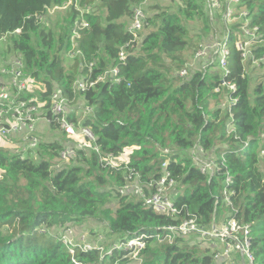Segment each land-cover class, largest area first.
Wrapping results in <instances>:
<instances>
[{"label":"trees","instance_id":"obj_1","mask_svg":"<svg viewBox=\"0 0 264 264\" xmlns=\"http://www.w3.org/2000/svg\"><path fill=\"white\" fill-rule=\"evenodd\" d=\"M96 1L81 0V4ZM141 1L100 0L101 6L107 9L106 21L95 13L86 14L90 26L81 32L83 57L71 72L66 71L60 57L51 56L49 50L54 46L51 33L41 32L49 50H38L32 44L31 35L39 28L36 16L44 14L50 6L62 5L65 0H0V33L22 28L19 35L11 37L13 48L25 56L36 77L44 75L48 78L45 79L48 88L45 95L50 94L56 84L73 99L77 75L86 76L88 72L82 66L83 61L96 62L93 80L111 65H119L120 82L108 78L82 94L86 104L94 110V115L83 123L97 134L105 153L118 156L132 148L129 165L140 170L144 179L160 176L163 163L168 161L173 175L188 186L180 196V202L187 203L209 223L215 210V194L219 193L223 177L209 182L207 176L191 167L188 157L181 153L197 143L212 149L216 143L213 132L218 126L225 131L222 136L226 134L227 116L220 109L210 108L212 100L216 104L220 100V94L214 92L219 84L218 77L203 78L198 73L188 79L178 76L171 80L156 68L162 56L182 61L181 67L184 65L188 59L184 58V53L189 49V41L182 17L193 20L200 16L205 20L204 14L197 0H182L180 15L155 6L159 10L151 20L157 19L160 23L141 41L140 54H135L133 51L138 42L133 41L124 20L130 19L133 5ZM243 3L251 12L253 22L259 24L264 33V0H243ZM78 14L74 11L67 30L71 31ZM206 29H209L207 25ZM127 42H131V46L123 63L119 61L118 53ZM257 53H264V44ZM229 66L230 78L238 84L233 93L238 97L233 105L237 138L232 136L235 144L217 150V153L226 154L234 175L232 186L236 194L233 198L237 209L234 213L252 225L253 249L260 264H264V170L260 165L264 144V83L256 85L252 102L250 75L242 78L244 67L235 48ZM167 144H173L178 150L164 153L160 149H169ZM60 148L57 140L43 142L38 160L21 159L0 150V168L14 182L24 178L29 195L10 198L11 185L0 182V264H73L72 254L66 246L57 236L41 231L42 226L84 223L95 217L99 208L114 194L119 197L120 204L113 215H107L111 233L118 240L141 237L146 242L142 251L145 264H215L211 254H200L195 244L180 239L173 243L157 242L163 227L174 220L155 213L141 201L117 194L118 187L126 180V168L105 167L98 154L91 152L88 158L81 155L87 167L54 170L52 160ZM101 171H108L118 182V187H108V179L99 173ZM157 245L160 247L154 248ZM124 253L116 250L102 259L101 250L94 248L78 251L76 256L86 264H127Z\"/></svg>","mask_w":264,"mask_h":264},{"label":"built area","instance_id":"obj_2","mask_svg":"<svg viewBox=\"0 0 264 264\" xmlns=\"http://www.w3.org/2000/svg\"><path fill=\"white\" fill-rule=\"evenodd\" d=\"M149 1L142 0L133 5L127 26L128 32L133 35V41L138 43L139 33L149 24V14L145 9ZM197 1L210 33L192 51L180 68L179 76L188 79L199 73L203 78L218 77L219 84L214 92L220 94V100L215 106L227 116L226 134L237 138L233 105L238 97L233 93L237 91L238 84L230 78V59L235 48L240 53L244 67L242 78L250 75L252 68L264 66V53H257V49L264 44V33L260 25L253 22V16L243 0ZM69 3L79 13L71 29L70 45L76 49L77 58H82L81 32L89 28L85 16L92 12L87 11V6L82 9L78 0ZM42 15H37V19ZM21 30L22 28H18L0 33V150L21 159L37 160L41 144L50 142L49 128L56 126L63 134L56 161L68 162L83 154L96 152L105 167L117 170L126 168V180L118 187L119 196L141 201L155 213L174 220L157 235L158 243H173L177 239L185 242L205 241L211 249L210 254L215 264H260L253 249L252 225L235 215L237 209L233 196L236 191L232 186L234 175L225 153L218 154L199 143L185 151L191 167L207 176L209 182L223 177L219 193L215 194L213 218L206 223L187 203L180 202V196L188 186L173 175V171L168 168V161L163 163L160 176L144 179L141 171L131 167L129 162H115L120 154L117 156L105 153L98 143L97 134L83 123L81 112L87 110L89 118L94 115V110L90 106L79 105V99L85 101L82 94L95 87L97 82L108 78L120 82L119 65H111L93 80L92 73L96 62L83 61L82 66L88 72L74 82L73 99L56 84L50 94L45 95L48 89L46 82H39V78L29 69L25 56L13 48L11 37L19 35ZM130 46L131 42H127L121 47L118 53L120 62L126 61ZM163 152L169 153L170 149ZM260 155H264V149ZM57 167L61 169L60 164ZM50 228L42 227L41 231L57 236L72 254L73 264H86L79 260L76 252L89 251L95 247L90 244L84 229L69 225L53 234ZM145 247L146 242L141 237L117 240L112 248L101 254V258L104 259L119 250L125 252L123 258L130 259L131 262L127 264H145L142 256Z\"/></svg>","mask_w":264,"mask_h":264},{"label":"rangeland","instance_id":"obj_3","mask_svg":"<svg viewBox=\"0 0 264 264\" xmlns=\"http://www.w3.org/2000/svg\"><path fill=\"white\" fill-rule=\"evenodd\" d=\"M72 1L74 3L76 0H66L65 3L62 5H53L47 8L46 12L41 16L39 19V28L35 31H32V44L38 49H46V46L44 45L43 41V35L42 31H44L46 34L51 33L54 38V46L52 49L49 50L51 56L57 55L62 60V64L67 72H71L73 70V66L79 61V58H77L76 49L72 48L70 45L71 38L70 29L67 30L68 21L74 14L75 9H73L72 5L69 3ZM78 2L81 4V0H78ZM182 2L179 0H172L171 2H168L166 0H150L147 5H145V9L147 13L149 14V24L146 25V27L139 33V43L134 49L135 54H140L141 52V41L144 39V37L149 34L152 31H155L157 28V25L160 23V20L154 19V21L151 20V18L156 14V12L159 10L155 6H160L162 8H165L170 13H177L180 15V7ZM137 3L135 2L134 5ZM85 6H87L89 9L87 11H90L92 13H95L97 15H100L103 19V21H106L107 16V9L105 7L101 6L100 0H97L94 3H86L83 6L81 5V8L84 9ZM129 18L124 20L125 25L128 26L129 24ZM206 20L201 18L200 16L197 18H194L193 20H186L182 17L181 23L186 26L188 30V41H189V49H195L198 43L202 40V38L210 33L209 29H206ZM63 36V39H62ZM62 39V40H61ZM185 51L184 58L187 59L191 52ZM100 53L103 55L102 50ZM184 59V60H185ZM182 61L173 60L171 58H167L166 56H162L160 62L158 63L157 67L158 69L162 70L164 74L170 78L171 80H174L176 77L179 76V71L182 65ZM80 77V74L77 75V78ZM39 82H45L44 75L38 77ZM48 79V78H47ZM46 79V80H47ZM260 82L264 83V66H261L259 68H255L250 71V99L253 102L254 100V89L256 85ZM46 84V83H45ZM56 87V85L53 86V88ZM79 105H86V101H83L82 99H79ZM216 101H213L210 103L211 110L216 109L217 107ZM82 120L84 121L86 118H88V112L87 110L81 112ZM225 131L221 129L220 126L216 128V130L213 132V137L215 138L216 143L214 144L212 150L217 152V150H224L229 147H231L235 142L232 140V136L224 134ZM264 136V134L262 135ZM219 138V139H217ZM58 139H63V134L60 132V130L55 126L52 128H49V141H54ZM264 141V139H263ZM262 141V143H263ZM264 149V144L262 145ZM166 147H169L171 152H175L178 150L173 144H167ZM164 151V149H160ZM182 152V151H181ZM179 152V153H181ZM181 154L185 155V152H182ZM88 158L90 156V152L87 155H83ZM261 156V155H260ZM57 157V156H56ZM55 157V159H56ZM133 157V149L127 148L124 152H122L118 158L115 160L116 163L122 162H131ZM39 159V156L36 158ZM55 159L52 160V169L58 170L57 164H60V168H70L72 166H86L84 161L81 157H77L76 159H72L68 162H62L59 163ZM261 168L264 170V155L261 158ZM103 174L108 179V187H118V182L115 181V178L109 174L108 171L105 172H99ZM7 182L11 185L12 193L9 195L10 198L15 199L18 196H29L26 191V183L27 181L24 178H20L17 182L12 181L11 178H9L5 171L0 168V182ZM120 204L119 197L114 196L109 200V202L99 208V211L97 215L89 220H87L84 223H67L65 225H61L60 223L54 224L50 230L53 234H56L59 232L62 228H65L69 225H75L79 226V228L84 229V232L88 234V240L91 245H93L95 248H101L102 253L104 254L107 250L112 248L114 244L117 242L116 235H113L110 230L109 226V218L107 215H113L116 211V208ZM42 227L47 228L46 225H43ZM49 234V233H47ZM189 244H195L199 253H210L211 249L208 247V243L205 241H199V242H193L189 241ZM160 245L154 246V248L158 249ZM127 259V258H126ZM130 259H128L127 263H130Z\"/></svg>","mask_w":264,"mask_h":264}]
</instances>
